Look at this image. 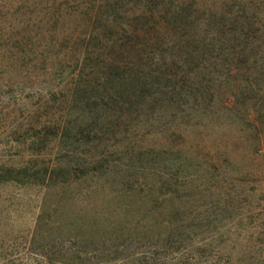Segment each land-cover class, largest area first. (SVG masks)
<instances>
[{
  "label": "rangeland",
  "instance_id": "rangeland-1",
  "mask_svg": "<svg viewBox=\"0 0 264 264\" xmlns=\"http://www.w3.org/2000/svg\"><path fill=\"white\" fill-rule=\"evenodd\" d=\"M203 1L220 12L217 23L239 8ZM39 6L0 0V264H264V13L245 15L253 59L240 79L249 92L183 98L100 144L83 138L84 113L62 105L71 93L47 91L66 76L23 70L17 39L29 19L40 45ZM139 147L151 155L134 158ZM178 150L204 165L177 169ZM103 154L110 167L88 164ZM177 197L190 212L181 222L170 213ZM170 219L187 235L169 239Z\"/></svg>",
  "mask_w": 264,
  "mask_h": 264
},
{
  "label": "trees",
  "instance_id": "trees-1",
  "mask_svg": "<svg viewBox=\"0 0 264 264\" xmlns=\"http://www.w3.org/2000/svg\"><path fill=\"white\" fill-rule=\"evenodd\" d=\"M20 1L41 5V9L37 8L39 14H35V26L42 32V44L33 48L31 39L35 34L29 19H24L27 23H23L25 28L17 39L16 50L22 56L23 70H27L24 72L29 76H66L58 85L50 81L47 91L63 93L65 88L64 93H71L62 105L78 107L84 113L78 124L85 126L81 130L83 138L92 142L102 144L108 136L127 135L133 127L147 126L165 114L164 108H179L186 97L204 102L213 100L215 93L249 92L240 79L244 67L253 59L251 43H247L249 35L243 31L247 26L245 15L264 13L263 1L256 0L247 8L244 0H223L225 6H239L235 11L221 13L226 15L220 17L225 23L215 21L220 12L207 8L203 0ZM199 13L205 14L204 18L198 17ZM228 23L230 27L224 31ZM49 26L52 27L48 29ZM225 32L231 37H226ZM219 66L227 68L226 76L207 78L216 74ZM250 112L246 113L247 120ZM66 131L68 128L63 137L68 138L70 132ZM258 141L264 143V134L259 133ZM136 150L132 153L136 159L151 155L140 147ZM175 154L180 155L177 169L191 168L195 161V171L204 165L198 154L181 150ZM113 160L103 154L88 164L100 170L110 167ZM70 170L76 171L77 167ZM177 192L174 190L169 197ZM177 198L170 213L181 222L189 218L190 212L186 204H180L182 198ZM171 220L166 221L172 227L169 239L186 236L188 228Z\"/></svg>",
  "mask_w": 264,
  "mask_h": 264
}]
</instances>
